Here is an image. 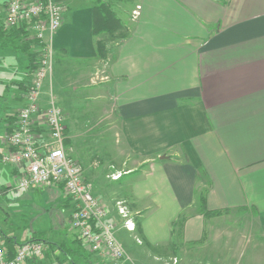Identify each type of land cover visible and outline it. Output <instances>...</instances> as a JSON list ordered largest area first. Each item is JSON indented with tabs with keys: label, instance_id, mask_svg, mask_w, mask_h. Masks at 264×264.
<instances>
[{
	"label": "crops",
	"instance_id": "0c3cea01",
	"mask_svg": "<svg viewBox=\"0 0 264 264\" xmlns=\"http://www.w3.org/2000/svg\"><path fill=\"white\" fill-rule=\"evenodd\" d=\"M53 1L66 5L63 24L46 38L54 50L53 89L54 82L59 90L66 80L73 89H88L89 97L103 98L106 167L86 178L133 264H237L236 254L244 248L252 255L246 264L262 263L264 0ZM102 3L120 18L127 36L95 35L94 8ZM137 5L141 14L134 17ZM6 9V0H0V23L9 31ZM99 38L107 39L104 56ZM1 40L2 240L7 245L9 237L16 244L35 238L14 229L16 215L25 223L56 212L58 228L47 226L37 236L49 246L32 264H101L70 227L74 205L63 186L15 188L17 170L1 160L17 110L25 103L22 86L39 58L36 44L27 41L28 50L15 45L26 43L23 35ZM49 87L46 82L43 103ZM76 118L71 112L66 118L71 154L81 137L71 127ZM115 174L119 177L112 178ZM202 190H207L209 209L227 211L212 217L199 211ZM121 206L131 214L134 229L126 228ZM237 211L251 220L248 239L225 224L234 213L242 216ZM183 214L185 221L174 233Z\"/></svg>",
	"mask_w": 264,
	"mask_h": 264
},
{
	"label": "built area",
	"instance_id": "2783aa9c",
	"mask_svg": "<svg viewBox=\"0 0 264 264\" xmlns=\"http://www.w3.org/2000/svg\"><path fill=\"white\" fill-rule=\"evenodd\" d=\"M6 4V27L23 28V42L36 44L39 58L25 91V103L18 109L16 123L7 135L8 144L1 160L17 170L15 188L63 185L74 205L70 227L85 248L100 258L101 264H133L117 238L116 224L108 219V211L85 178L82 164L66 144V114L57 103L52 85L54 50L46 39L63 24L66 5L53 0H6ZM140 14L141 5H137L133 16ZM46 82L50 87L43 103ZM119 212L126 218V228L134 229L124 206L119 207ZM48 246L42 240H22L11 255L0 235V264H32L33 260L44 257Z\"/></svg>",
	"mask_w": 264,
	"mask_h": 264
},
{
	"label": "rangeland",
	"instance_id": "374dc122",
	"mask_svg": "<svg viewBox=\"0 0 264 264\" xmlns=\"http://www.w3.org/2000/svg\"><path fill=\"white\" fill-rule=\"evenodd\" d=\"M54 70H55V67H54ZM30 77L31 78L29 79L26 85V88H24L25 85L22 86L23 87L22 89H25V91L27 89L28 84L30 83L32 79V76ZM61 86L59 85V90H58L56 86V82H54V94L56 95L58 105L63 108L64 113L66 114V118L69 112L76 113L77 116H80V119L76 118L78 123L71 125L72 128L74 127L77 128V131L81 133L80 141H78V144L73 143L72 144L73 146L71 145L72 147H74L72 154L74 157L80 158L78 159L83 165L85 178L89 174L99 175L100 174L99 171H103L106 167L104 163L102 162L103 155H104L103 153L106 150V144H107L105 140H103V137H105L103 126L105 125L104 121L106 120V118L103 116V107L101 105V103L103 102V98L101 100L100 97H96V96H93L94 98L92 96L89 97L90 95L88 96L87 94H84V91L88 89H83L82 87H80L77 90L73 89L74 87L72 88L71 86H69L66 83V80L61 81ZM20 89L21 87L19 88V90ZM96 95L98 96L99 94H96ZM89 103L91 105L96 103L97 104L96 108L94 109L92 108V110L84 109V107H86L87 104L89 105ZM71 105H72V110L70 109ZM87 111L89 112V114L87 115L88 117L85 116V112ZM85 117H87V121ZM76 120L74 122H76ZM65 124L67 127L68 126L67 119L65 121ZM67 129L68 128H66V130ZM66 140H67V137H66ZM78 145H79V148H78ZM78 153L81 155V157L78 156ZM111 177L113 178V175H111ZM2 202L3 204H6L7 200L3 199ZM10 203H13V201H11ZM10 208L14 209V204L11 205ZM237 212H238L237 213L238 215L242 214V216L238 218L236 214L234 213V216H232L233 220L225 224L229 225L231 228L236 229V231L239 232V235H242L246 239L250 234V232L248 234L247 226L251 222V220H248L246 219V216H243V211H237ZM13 214L14 213H12V215ZM4 215H5L4 211L0 209V219L3 218ZM129 216H131L130 213H129ZM13 221H14V227H15L14 229L18 231L20 236L21 235L23 236L26 234L27 235L34 234L36 236H39L42 234L43 231H46L47 226L51 227L50 228L51 231L57 229L58 226H56L55 222H58L59 220H57L56 212L50 213L47 211L43 214H40L39 216L32 217L31 220L25 223L21 222L18 215H16V218ZM178 227H179V224L176 222L173 227L174 233H176V230L178 229ZM62 229H63V232L66 233V230L64 228ZM246 253H247L246 249L244 248L242 251L236 254L238 258L237 264H246L247 257L252 256L250 253H247V254ZM258 255L262 256V263L260 262L258 263L264 264V249L262 250V252L258 253ZM62 261H67V260H62Z\"/></svg>",
	"mask_w": 264,
	"mask_h": 264
},
{
	"label": "trees",
	"instance_id": "16d2710c",
	"mask_svg": "<svg viewBox=\"0 0 264 264\" xmlns=\"http://www.w3.org/2000/svg\"><path fill=\"white\" fill-rule=\"evenodd\" d=\"M93 31L95 35L97 36L108 34L110 36V39L124 38L125 36H127V29L124 28V25L122 24L120 18L106 4H103V3L95 6L94 8ZM23 34H24L23 28H11L8 31L7 29L4 28L3 24L0 23V40L5 39L7 35H10L13 40L16 37H19V36L21 37ZM15 43L16 42H14V44ZM26 43H22V44L16 43L15 45L19 47L21 50H28L30 48V45H29V42L27 44ZM97 47H98V50L101 56L106 55L108 51L107 50V39L105 38L97 39ZM36 67H37V62L34 66V70ZM66 144L69 145V140H66ZM206 191L207 190H202L199 193V211H201L207 217L220 215L226 212L227 210H220V209L211 210L208 208L207 200H206ZM184 221H185V215L183 214L179 218L177 223L182 227ZM38 238L37 236H35L33 240H39ZM6 241H7V247L9 248L10 254L13 255L16 243L14 242L12 237H9L8 239H6Z\"/></svg>",
	"mask_w": 264,
	"mask_h": 264
},
{
	"label": "bare ground",
	"instance_id": "6f19581e",
	"mask_svg": "<svg viewBox=\"0 0 264 264\" xmlns=\"http://www.w3.org/2000/svg\"><path fill=\"white\" fill-rule=\"evenodd\" d=\"M119 176H117L116 178H118Z\"/></svg>",
	"mask_w": 264,
	"mask_h": 264
}]
</instances>
